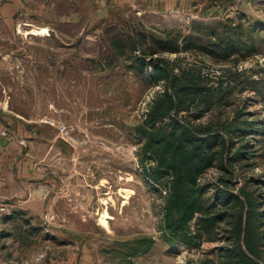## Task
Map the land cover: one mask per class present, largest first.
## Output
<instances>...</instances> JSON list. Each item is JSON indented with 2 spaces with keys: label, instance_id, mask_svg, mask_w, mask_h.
Instances as JSON below:
<instances>
[{
  "label": "rangeland",
  "instance_id": "obj_1",
  "mask_svg": "<svg viewBox=\"0 0 264 264\" xmlns=\"http://www.w3.org/2000/svg\"><path fill=\"white\" fill-rule=\"evenodd\" d=\"M18 2L11 18L0 19V98L9 108L0 107L9 131L0 250L7 263L230 264L235 221L251 204L264 264V0H187L167 9L150 0ZM226 20L242 48L218 60L195 45L213 40L207 32ZM137 31L176 35L180 46L185 36L187 49L160 52L174 70L213 86L222 77L239 82L198 117L194 106L183 114L194 123L251 128L225 133L230 139L198 178L205 206L214 202L211 210L226 216L197 245L163 230L167 192L146 175L155 161L141 153L135 127L162 85L145 77L150 65L133 67L129 35ZM249 78L257 88L245 87ZM20 160L30 176H15ZM217 188L232 195L228 203L216 200Z\"/></svg>",
  "mask_w": 264,
  "mask_h": 264
},
{
  "label": "trees",
  "instance_id": "obj_2",
  "mask_svg": "<svg viewBox=\"0 0 264 264\" xmlns=\"http://www.w3.org/2000/svg\"><path fill=\"white\" fill-rule=\"evenodd\" d=\"M216 25V28L221 27L220 31L214 29L207 32L212 35L213 40L195 46L213 58L222 60L237 53L242 47L240 41L234 38L233 30L236 26L233 27L228 20ZM129 40V49L137 50L132 56L133 67L144 72L145 67L150 65L151 72L145 74V77L151 83L162 85L146 107L142 122L135 129L142 138L141 153L146 157L150 155L155 161V166L146 170V175L158 185L162 184L167 192L162 212L163 230L186 244L197 245L204 236L203 233L209 232L215 223L226 216L224 210H211L214 202L205 206V186L198 183V178L215 163L222 146L227 144L230 138L225 133L232 131L242 135L251 128L238 127L234 121L221 124L194 123L183 114L194 106L198 111L192 115L198 117L202 111L225 97L239 82L235 78L222 77L213 86L200 74H193L185 68L174 70L169 60L160 52L187 49L190 46L186 44L185 36H182V46L178 36L173 34L162 36L137 31L129 35ZM114 46L122 52L123 45L120 42ZM231 81L235 83L230 84ZM246 82L250 84L245 87L257 88L258 81L255 78L246 79ZM230 195L217 188L215 198L224 204L230 201ZM235 199L240 201L236 196ZM255 217L251 204L244 214H238L235 221V251L226 254L228 258L236 257L234 263L230 264H260L254 235ZM191 225L195 227L193 234ZM132 250L134 253L138 248L132 247Z\"/></svg>",
  "mask_w": 264,
  "mask_h": 264
},
{
  "label": "crops",
  "instance_id": "obj_3",
  "mask_svg": "<svg viewBox=\"0 0 264 264\" xmlns=\"http://www.w3.org/2000/svg\"><path fill=\"white\" fill-rule=\"evenodd\" d=\"M187 0H150V2L156 3V4H160L159 9H167L169 7H172L174 5H176L177 3H181L183 4L184 2H186ZM19 6V2L18 0H2L0 2V19H3L5 21H7V19L11 18L14 14V10L15 8H17ZM39 29L41 32L40 33H45L51 28H47V26H38V27H33V29ZM6 54V53H5ZM6 59L4 57H2L0 59V65L3 64V60ZM5 95H3L0 98V107L3 108L4 110H9L8 108V104L5 107L4 105L6 104V99H5ZM4 140H2L1 145H0V165H2V161L7 160L8 158V154L7 152L9 151V146L6 143H3ZM19 168L15 171V176H30L31 174V170L28 168H24L25 166V160L24 161H19ZM0 174L2 175L3 172L2 170H0ZM10 174H13L12 172H10ZM29 178V177H28ZM6 184L5 181L0 179V186L2 184ZM8 254L6 251L0 250V264H8L7 263V258H8Z\"/></svg>",
  "mask_w": 264,
  "mask_h": 264
},
{
  "label": "built area",
  "instance_id": "obj_4",
  "mask_svg": "<svg viewBox=\"0 0 264 264\" xmlns=\"http://www.w3.org/2000/svg\"><path fill=\"white\" fill-rule=\"evenodd\" d=\"M9 138V131L7 130L6 127L0 125V145L2 140H6ZM43 253H40L39 256H42Z\"/></svg>",
  "mask_w": 264,
  "mask_h": 264
}]
</instances>
